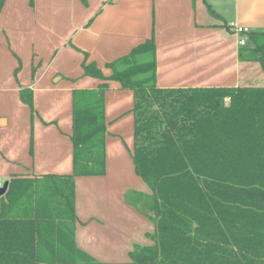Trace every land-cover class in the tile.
<instances>
[{
  "label": "crops",
  "instance_id": "0c3cea01",
  "mask_svg": "<svg viewBox=\"0 0 264 264\" xmlns=\"http://www.w3.org/2000/svg\"><path fill=\"white\" fill-rule=\"evenodd\" d=\"M237 27L264 32V0H6L0 183L15 181V188L0 196V218L71 229L56 189L66 181L51 177L74 171V92L101 84L85 75L84 65L95 63L109 77V64L154 39L159 88L264 87L260 64L240 58L246 34L234 33ZM23 90L32 94V107L23 102ZM104 103L106 171L74 179V241L98 262L127 263L135 246L153 245L154 224L133 201L152 191L132 159L133 92L111 81Z\"/></svg>",
  "mask_w": 264,
  "mask_h": 264
},
{
  "label": "trees",
  "instance_id": "16d2710c",
  "mask_svg": "<svg viewBox=\"0 0 264 264\" xmlns=\"http://www.w3.org/2000/svg\"><path fill=\"white\" fill-rule=\"evenodd\" d=\"M240 58L264 71V32L246 34ZM108 68L106 77L95 63L84 65L101 84L74 92V171L51 177L66 181L56 189L71 229L0 218V264H264V87L159 88L154 39ZM111 81L134 94L132 159L152 191L133 201L154 224L153 245L135 246L127 263L98 262L74 241V179L106 171L104 94ZM21 94L32 107V94ZM14 188L11 181L5 195Z\"/></svg>",
  "mask_w": 264,
  "mask_h": 264
},
{
  "label": "built area",
  "instance_id": "2783aa9c",
  "mask_svg": "<svg viewBox=\"0 0 264 264\" xmlns=\"http://www.w3.org/2000/svg\"><path fill=\"white\" fill-rule=\"evenodd\" d=\"M250 31L248 30V29H246V28H240V27H237V28H235V30H234V33H236V34H239V35H242V34H247V33H249ZM245 42H246V40L244 39V38H241L240 40H239V45L240 46H244L245 45ZM2 188V184L0 183V189Z\"/></svg>",
  "mask_w": 264,
  "mask_h": 264
},
{
  "label": "water",
  "instance_id": "95a60500",
  "mask_svg": "<svg viewBox=\"0 0 264 264\" xmlns=\"http://www.w3.org/2000/svg\"><path fill=\"white\" fill-rule=\"evenodd\" d=\"M8 186H9V183L5 182L2 188L0 189V196H3L7 192Z\"/></svg>",
  "mask_w": 264,
  "mask_h": 264
},
{
  "label": "rangeland",
  "instance_id": "374dc122",
  "mask_svg": "<svg viewBox=\"0 0 264 264\" xmlns=\"http://www.w3.org/2000/svg\"><path fill=\"white\" fill-rule=\"evenodd\" d=\"M263 84H264V83H260L259 86H264Z\"/></svg>",
  "mask_w": 264,
  "mask_h": 264
}]
</instances>
